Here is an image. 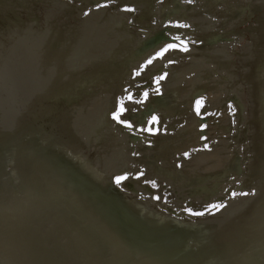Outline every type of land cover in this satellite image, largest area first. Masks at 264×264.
Instances as JSON below:
<instances>
[{
  "label": "water",
  "instance_id": "water-1",
  "mask_svg": "<svg viewBox=\"0 0 264 264\" xmlns=\"http://www.w3.org/2000/svg\"><path fill=\"white\" fill-rule=\"evenodd\" d=\"M0 264H264V0H0Z\"/></svg>",
  "mask_w": 264,
  "mask_h": 264
},
{
  "label": "snow or ice",
  "instance_id": "snow-or-ice-1",
  "mask_svg": "<svg viewBox=\"0 0 264 264\" xmlns=\"http://www.w3.org/2000/svg\"><path fill=\"white\" fill-rule=\"evenodd\" d=\"M189 2L191 3L192 2V0H189ZM127 11H134V9H126ZM170 49H175V45H173V44H169V45H167V47H165V48H163L157 55H158V57H160V58H162L163 56H164V54L165 53H167ZM182 50H184V51H187L188 49H187V47L185 46V48L184 49H182ZM153 63V60L152 59H149L148 61H147V64H152ZM136 75H140V72L138 71L137 73H136ZM165 77H161L160 79H164ZM160 82V80H157V83H159ZM157 92L159 91L158 89L156 90ZM148 93L147 92H145L144 93V97L145 98H147L148 97ZM129 100H132V97L131 96H129ZM135 103H142V101H139V100H136V101H134ZM125 111V109H124V107H123V105L121 106V109H120V112L119 113H117V114H114V116H113V119H115V120H117V122L118 123H122V124H124L125 125V127H128V128H131L132 127V125L131 124H128V123H125V121H123V120H121L120 119V115L121 114H123V112ZM158 122V120H157V117H155V116H153L152 118H151V120L149 121V124H154V123H157ZM145 131H148V132H152L153 131V129L151 128V127H149V128H147V129H144ZM125 179H127V177L126 176H118V177H116V183L117 184H120L123 180H125ZM214 207H220L219 205H215ZM195 215H202V213H194Z\"/></svg>",
  "mask_w": 264,
  "mask_h": 264
}]
</instances>
